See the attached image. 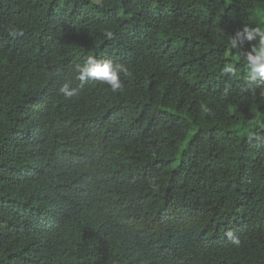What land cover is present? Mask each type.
I'll return each instance as SVG.
<instances>
[{"label":"trees","instance_id":"1","mask_svg":"<svg viewBox=\"0 0 264 264\" xmlns=\"http://www.w3.org/2000/svg\"><path fill=\"white\" fill-rule=\"evenodd\" d=\"M245 26L264 0H0V264H264Z\"/></svg>","mask_w":264,"mask_h":264},{"label":"clouds","instance_id":"2","mask_svg":"<svg viewBox=\"0 0 264 264\" xmlns=\"http://www.w3.org/2000/svg\"><path fill=\"white\" fill-rule=\"evenodd\" d=\"M12 35L17 36L20 33L13 31ZM257 37L259 38L258 43L252 44L251 42L256 41ZM238 41L240 43L247 41L251 44V49L244 54L243 60L247 68L246 88L249 92L255 94L257 90L264 89V27L250 29L245 26L242 31L235 33L234 38L230 39L231 46L236 47ZM225 70L232 76L238 75L237 70L232 65H228ZM123 71L125 69L122 66H114L111 60H98L93 56H88L84 63L77 67V79L80 81H85L86 79L99 81L108 85L113 92H119L123 88L120 78V74ZM59 91L67 98L77 95L76 89L71 88L69 83L63 84ZM252 138L264 143V137L260 135L254 134ZM228 236L231 238L232 233L229 232ZM232 242L239 244L238 239H233Z\"/></svg>","mask_w":264,"mask_h":264}]
</instances>
